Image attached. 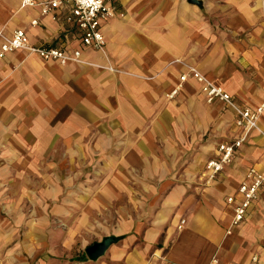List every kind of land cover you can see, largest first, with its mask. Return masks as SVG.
Returning <instances> with one entry per match:
<instances>
[{
  "label": "crops",
  "instance_id": "1",
  "mask_svg": "<svg viewBox=\"0 0 264 264\" xmlns=\"http://www.w3.org/2000/svg\"><path fill=\"white\" fill-rule=\"evenodd\" d=\"M115 4L102 23L105 52L86 49L83 63L62 65L23 49L0 60V264L60 263L45 254L53 241L45 149L63 152L58 164L106 169L85 219L98 239L116 241L97 260L86 253L95 241L64 264H264V185L237 225L228 203L250 167L264 168V114L209 181L208 161L241 129L235 112L209 103L190 75L196 68L239 105L264 101V0ZM69 11L64 4L44 16L22 0H0V28L8 36L22 28L32 44L74 49L82 32L66 21ZM55 116L50 133L45 119ZM83 216L74 229L82 231Z\"/></svg>",
  "mask_w": 264,
  "mask_h": 264
},
{
  "label": "built area",
  "instance_id": "2",
  "mask_svg": "<svg viewBox=\"0 0 264 264\" xmlns=\"http://www.w3.org/2000/svg\"><path fill=\"white\" fill-rule=\"evenodd\" d=\"M116 0H22V7H40L42 15L53 14L64 4H68L70 11L66 16V21L73 24L81 32V46L74 49L64 50L44 44H32L29 41L28 34L22 28L14 30L13 34L8 36L4 29L0 28V60L9 53L18 49H23L30 55L38 56L45 60L58 61L62 65L69 63H83V52L90 49L96 52H105L107 42L102 31V23L111 18L116 11ZM54 19L57 16L54 15ZM33 26L39 24V19L31 21ZM190 75L196 78L202 84V90L209 103L219 100L225 103V106L231 108L236 114V125L241 129L239 138L223 142L219 145L218 157L211 158L207 163L208 177L211 181L217 173L223 170L227 163H230L237 149L247 140L251 131L259 129V120L264 114V102L256 107H248L237 104L232 95L222 87L215 84L213 80L202 74L196 68L190 69ZM188 74L181 76V84L177 89L168 94L169 98H175L178 90L183 86ZM264 185V168L250 167L244 179L239 185L235 195L228 197V203L234 204L233 225L241 223L247 216V213L253 202L258 198L259 190ZM185 220H182L184 223ZM181 227V226H180ZM264 239V232H263ZM258 261V256L253 257Z\"/></svg>",
  "mask_w": 264,
  "mask_h": 264
},
{
  "label": "rangeland",
  "instance_id": "3",
  "mask_svg": "<svg viewBox=\"0 0 264 264\" xmlns=\"http://www.w3.org/2000/svg\"><path fill=\"white\" fill-rule=\"evenodd\" d=\"M264 102V101H262ZM49 121L50 125L45 127L48 132L53 133L57 130V118H46L45 123ZM53 135L52 140L56 142L59 135ZM49 136V135H48ZM47 137V134L45 138ZM51 137V136H49ZM73 135L70 136V138ZM62 151L58 149H45V222L50 223V232L53 241L49 242L45 254L58 258V264H64L71 255L77 256L85 251L88 244L105 236L101 235L99 239L93 235L89 226V217L91 208V195L97 188L105 186L106 169L92 165H66L58 164V157L62 156ZM37 167H33V170ZM38 168H42L41 166ZM35 171V170H34ZM36 172V171H35ZM40 179L39 176H35ZM41 184V181H40ZM40 191V189H39ZM80 195V196H79ZM35 203H41L42 198H35ZM30 203H28L29 205ZM35 206V205H34ZM31 207V205H29ZM82 210V213L80 214ZM31 212V210H29ZM84 214V216H83ZM83 216L84 227L81 230L74 229L75 219ZM105 217V216H103ZM105 221V218H101ZM116 220V219H115ZM115 223V221H114ZM80 227V226H79ZM81 232V233H80ZM53 234V235H52ZM70 241L73 245L70 246Z\"/></svg>",
  "mask_w": 264,
  "mask_h": 264
},
{
  "label": "water",
  "instance_id": "4",
  "mask_svg": "<svg viewBox=\"0 0 264 264\" xmlns=\"http://www.w3.org/2000/svg\"><path fill=\"white\" fill-rule=\"evenodd\" d=\"M116 241L115 236H106L101 241H97L86 248V253L91 260H97L104 255L110 245Z\"/></svg>",
  "mask_w": 264,
  "mask_h": 264
},
{
  "label": "trees",
  "instance_id": "5",
  "mask_svg": "<svg viewBox=\"0 0 264 264\" xmlns=\"http://www.w3.org/2000/svg\"><path fill=\"white\" fill-rule=\"evenodd\" d=\"M82 258H86V257H82ZM79 259H81V258H79Z\"/></svg>",
  "mask_w": 264,
  "mask_h": 264
}]
</instances>
